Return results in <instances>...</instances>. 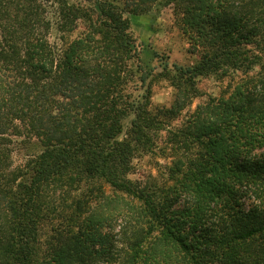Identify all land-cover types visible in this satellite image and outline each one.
Returning <instances> with one entry per match:
<instances>
[{"label": "trees", "instance_id": "obj_1", "mask_svg": "<svg viewBox=\"0 0 264 264\" xmlns=\"http://www.w3.org/2000/svg\"><path fill=\"white\" fill-rule=\"evenodd\" d=\"M153 6L191 66L141 57L130 16ZM236 74L169 132L176 186L129 179L200 78ZM153 78L174 91L155 112ZM0 264H264V0H0Z\"/></svg>", "mask_w": 264, "mask_h": 264}, {"label": "rangeland", "instance_id": "obj_2", "mask_svg": "<svg viewBox=\"0 0 264 264\" xmlns=\"http://www.w3.org/2000/svg\"><path fill=\"white\" fill-rule=\"evenodd\" d=\"M115 1L122 2L123 0ZM130 34L142 51L141 57H144L146 51L154 53V58L150 61L154 75L160 73L163 68L173 70L175 67L191 66L198 58V55L191 53L187 37L176 25L172 6H153L146 15L130 16ZM241 77V74H236L225 78L217 76L200 78L196 85L197 97L192 100L191 105L174 120H168L162 129L153 135V142L149 149L135 151L129 179L157 191L176 186V183L181 180V171L177 166V161L181 160V156L174 152L173 146L169 143V132L179 129L189 115L209 98L229 95ZM173 93L168 81L153 78L149 90V110L155 112L158 109L169 108L173 101ZM12 158L14 165L23 161L20 152H15ZM103 190L104 197H118L137 205L135 200L132 201L108 186H104ZM119 223L120 220H117L115 224H112L113 233L118 231Z\"/></svg>", "mask_w": 264, "mask_h": 264}]
</instances>
